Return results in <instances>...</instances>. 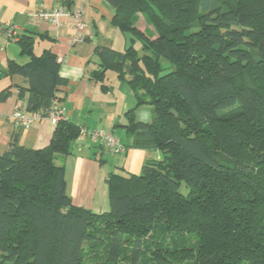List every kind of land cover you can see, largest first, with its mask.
Here are the masks:
<instances>
[{
  "label": "trees",
  "instance_id": "obj_1",
  "mask_svg": "<svg viewBox=\"0 0 264 264\" xmlns=\"http://www.w3.org/2000/svg\"><path fill=\"white\" fill-rule=\"evenodd\" d=\"M104 1L129 43L97 46L89 79L105 92L115 72L134 98L124 146L159 159L138 175L108 173L109 208L93 212L72 204L53 162L71 155L80 126L63 115L39 150L13 133L0 154V264H264V0ZM36 38L52 41L22 34L28 61H8L6 74L24 79L19 108L44 118L67 80ZM143 106L148 123L135 118Z\"/></svg>",
  "mask_w": 264,
  "mask_h": 264
},
{
  "label": "crops",
  "instance_id": "obj_2",
  "mask_svg": "<svg viewBox=\"0 0 264 264\" xmlns=\"http://www.w3.org/2000/svg\"><path fill=\"white\" fill-rule=\"evenodd\" d=\"M64 1L0 0V24L7 27V30L0 29V93L6 89L10 91V96L0 102V154L7 150L13 133L18 134L20 145L42 149L48 145L55 127L43 118L29 130H24L10 119L12 112L22 107V102L17 100V88L24 87L25 82L19 75H7V64L8 61L17 64L28 61L26 56L20 55L16 42L22 34L31 32L47 34L52 39L36 38L34 50L40 54L43 49L49 48L58 59L59 74L67 80L65 86L57 88L63 114L80 127L102 129L111 133L122 145L130 143L123 129L126 124L123 115L134 105V98L119 99L111 85L104 92L99 84L89 79L98 62L95 48L106 46L122 52L129 43V37L111 25L114 9L104 0H74L68 7L63 6ZM58 8H64L68 13L82 9L85 20L82 43L71 44L75 31L70 17H61L59 25L53 26L35 16L40 11ZM10 32L13 35L9 36ZM124 86L121 83L120 89ZM152 116L148 106L135 111V118L140 122L148 123ZM94 146L74 143L71 155L56 156L53 162L63 169L66 191L74 206L105 212L109 208L104 181L106 175L111 172L121 176L138 175L144 162L159 159V154L138 148H128L124 154H112L105 148ZM99 158L104 160L103 166H100Z\"/></svg>",
  "mask_w": 264,
  "mask_h": 264
},
{
  "label": "built area",
  "instance_id": "obj_3",
  "mask_svg": "<svg viewBox=\"0 0 264 264\" xmlns=\"http://www.w3.org/2000/svg\"><path fill=\"white\" fill-rule=\"evenodd\" d=\"M40 20L53 25L58 26L61 17L68 16L73 22V28L75 34L71 39V44L76 45L82 43L83 35L82 29L85 27V20L83 11L80 8L75 9L72 13L66 12L64 8L52 9L49 11H40L35 15ZM13 35V33L10 35ZM61 103L57 99L53 100L47 114L44 118L48 119L51 125L55 126L63 116ZM10 119L24 130H29L43 118L37 112H28L23 108H16L10 115ZM78 142L81 144H96L109 150L112 154H124L126 147L122 145L111 133L102 129H89L81 127L78 136Z\"/></svg>",
  "mask_w": 264,
  "mask_h": 264
},
{
  "label": "rangeland",
  "instance_id": "obj_4",
  "mask_svg": "<svg viewBox=\"0 0 264 264\" xmlns=\"http://www.w3.org/2000/svg\"><path fill=\"white\" fill-rule=\"evenodd\" d=\"M143 26H144V20H143V18L141 16H139V19L137 21V27H139L140 29H143ZM136 48L139 49V45L138 44H136ZM161 63L163 65V67H164V71L163 72L164 73L167 72L168 71V69H167L168 64L165 61H162ZM106 82H107V85H111L113 87V90L118 95L119 99H124V98H126L127 100L133 99V95L128 91L127 86L123 82H120L119 80H117V77H116V74H115L114 71L108 70L106 72ZM121 83H123V85H125L123 87V89H120V84ZM127 92H128V94H127ZM123 142H124V139H123ZM110 157L111 156H109V158ZM179 190L184 195L188 191L183 183H181ZM144 259H145V256H140L139 257V264H148L147 259H145V260ZM126 263L127 262L121 261V264H126Z\"/></svg>",
  "mask_w": 264,
  "mask_h": 264
},
{
  "label": "water",
  "instance_id": "obj_5",
  "mask_svg": "<svg viewBox=\"0 0 264 264\" xmlns=\"http://www.w3.org/2000/svg\"><path fill=\"white\" fill-rule=\"evenodd\" d=\"M0 29L7 30V27L0 24Z\"/></svg>",
  "mask_w": 264,
  "mask_h": 264
}]
</instances>
